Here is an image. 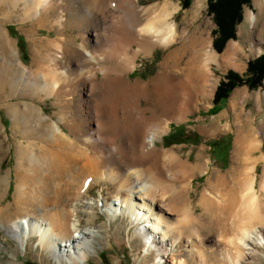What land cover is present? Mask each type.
<instances>
[{"label":"bare ground","instance_id":"6f19581e","mask_svg":"<svg viewBox=\"0 0 264 264\" xmlns=\"http://www.w3.org/2000/svg\"><path fill=\"white\" fill-rule=\"evenodd\" d=\"M197 1L193 7L196 10L191 16L192 22L197 18ZM1 6L8 9L7 13H10V6H22L21 16L29 20L59 13L49 23V29L57 31V37L45 44L44 51L37 53L39 65L34 72L35 80L28 79L33 72L21 61L9 32L0 27V56L3 58L2 60L0 57V97L5 96L9 100L22 95L31 98L43 94L55 96L62 114H66V110L72 107L74 99L66 98L75 94L77 88L81 89V100L78 99V115L72 114V120L68 117L70 124H66L67 120H60L48 125L50 134L42 135L38 134L39 129L33 127L27 114L23 113L21 119V105L10 103L13 129L19 134L22 130L30 133L32 139L44 138L52 150L49 153L42 150V154L50 156L51 160L43 162L41 158L29 154L28 147L22 142L16 146L20 157L31 162L30 167L34 172L28 177H21L12 203L0 205V230L16 240L39 234L42 237L41 243L46 244L62 264H79L80 260L88 256L92 233L84 232L79 227L78 220L75 227L79 235L74 236L70 224L75 223L74 218H78V207L90 184L100 183L104 177L109 182L123 180L119 183V189L123 191L122 203L112 202L111 210L116 213L120 210L121 214L131 216L134 224L139 225L146 221L147 214L140 216V213L146 210L149 203L157 210L159 219L164 221V214H169V210H172L171 204L157 193L162 173L177 169L181 175L188 177L202 169V160L196 165L181 163L176 153L160 151L155 142L167 131L170 122L167 119L183 121L213 96L217 83L214 68L240 67L236 65L234 56L245 53L246 47H239L236 42H231L230 50L219 56L209 42L210 33H203L201 27H196L193 34L185 28L179 29L174 20L176 7L168 2L140 8L138 0H6L0 1ZM186 20L188 22L189 19ZM255 20V16L249 17L252 27ZM35 23H40L39 18ZM69 29L77 30V37L81 39L78 44L73 45L72 38L64 36V32ZM255 35L260 44L258 53H262L264 24ZM178 43L180 46L168 55L169 62L172 61L178 69L177 76L167 72L151 83L129 80L128 76L137 68V58L149 54L156 47H172ZM69 48L76 55L73 74L70 73L71 67L61 56L72 54ZM250 50L255 51L253 44ZM166 64L167 61L164 65ZM69 89H73L72 93L68 92ZM238 95L232 97V106L236 105ZM142 100L152 101V107L145 108ZM263 106L258 107L256 116L264 113ZM27 108L24 105L22 111ZM261 124L264 126L262 119ZM122 131H127V144L118 143ZM256 133L254 128L237 131L231 170L216 177L220 187H228L227 192L234 194L232 200L224 198L225 194L221 191L214 192L218 201L210 196L211 192L209 195H202L201 206L203 205L204 211L214 208L225 212L236 204L237 192L233 189L236 186H228L233 182L231 177L235 176L233 179L241 190L242 195L239 194L242 198V210L245 211L246 208V214H241L239 223L234 226L224 264H246L248 257L264 247V182L261 184V197L256 191L252 176L253 166L263 158H253L260 150ZM135 166L145 167L136 169ZM40 167L44 169L43 172H38ZM6 179L0 178V204L6 196L3 190V186L8 183ZM186 186L182 185L178 189V195H190ZM138 200L139 203H136ZM106 205L108 207L109 204ZM42 207L47 211L40 216L38 212ZM12 208L15 209L14 213ZM257 208L263 212L260 213ZM184 216L180 221L167 226L164 236H158L155 230L152 232L147 226L137 229L138 234L146 239L144 250L147 253L153 250L157 252V259L160 260L154 264H165L164 259L168 258L169 251L179 248L181 241H185L186 245L192 242L189 246L192 259L196 260L197 257L200 264H207L209 256L206 249L200 246V242L190 241L192 236H199L195 228L200 217L196 216L193 208ZM26 218H30L27 225L22 222ZM168 231L177 233L178 237L169 238ZM55 235L66 239L70 249L63 251L62 245L52 240Z\"/></svg>","mask_w":264,"mask_h":264},{"label":"rangeland","instance_id":"374dc122","mask_svg":"<svg viewBox=\"0 0 264 264\" xmlns=\"http://www.w3.org/2000/svg\"><path fill=\"white\" fill-rule=\"evenodd\" d=\"M0 1L5 2L6 0ZM158 2L162 4L168 2L176 7L174 20L179 26V29L185 28L193 34L196 31V27H201L203 33H210L209 42L213 44L214 50L219 56L225 55L230 50L231 42H236L239 47L244 45L246 52L234 56L236 65L240 67L227 66L222 69L214 68L217 79L214 94L212 97L206 99L198 109L180 122H174L164 118L170 122H168L167 131L156 140V147L164 153L169 151L176 153L179 161L181 160V163L187 162L186 164L189 163L188 165H196L198 161L200 162L202 160L200 162L202 169L188 177L181 175V172L177 169L171 171L166 170L162 173V180L159 181L160 188L158 187L159 191L157 193L168 204H171L170 207L172 210L171 212L169 210V214H164V221L159 219L157 210L149 203L145 207L146 210L140 213V216L147 214L146 221L139 225L134 224L131 216L121 214L120 210L117 213L115 210H111L112 202L121 204L123 200L121 194L123 191L119 189V183L123 181L121 179L109 182V179L104 177L100 183L90 184L87 194L83 197L82 203L78 207L80 211L78 218H74L75 223L72 222L70 224L74 236L79 235L75 227L78 220L80 221L79 227L84 232L92 233L90 238L91 246L87 249L88 256L80 260L79 264H154L160 260L157 259V252L153 250L147 253L144 250L146 239L138 234L137 229L147 226L148 230L152 232L156 231L158 236H164V231L167 230V226L180 221L185 217L184 215L188 210L192 208L195 210L196 216L200 217L195 228L199 236H192L190 241L200 242V246L206 249L210 257V259L208 257L206 260L207 264H224L223 260L227 255L229 239L234 234V226L239 223V216L246 214V208L245 211L242 210L241 190L237 187L238 183L233 179L235 176L231 177L235 184L231 182L232 184L230 183L228 186L229 188L233 185L236 186L233 188L237 192L236 204L227 208V211H217L214 208L213 210L210 208L204 211L201 202L203 201L202 195H209L210 192V196L218 201L219 198L214 194L215 191L223 192V195L225 194L224 198L228 201L232 200L234 194L227 192L228 187H220L216 181V177L218 178L219 175L227 174L231 170L233 165L234 142L239 129L254 128L257 131L258 145L260 146L258 147L260 150L253 158H263L253 166L252 176L254 177V185L258 195L263 196L261 184L264 182V126L261 124V119L264 120V113L256 116V110L258 107L264 105V79L255 88H251L246 82H243L231 92L225 102L220 104V110L216 114H212L210 111L215 107L214 99L216 91L222 82H227V75L230 72H234L242 80L246 81L250 78V74L248 73L249 63L264 55V51L258 53L260 44L255 35L256 31L260 30L264 24V8L261 7V3L259 4V2H262V5H264V0H250L248 4L243 6L242 20L236 28V37L228 40L220 50L215 48V43L219 39V33L214 15L209 13L208 10L209 0L197 1L199 2L197 3L198 13L197 18H195L196 20L193 22L191 16L196 10L193 8L196 0H138V6L140 8L149 7L153 3ZM10 7V13H7L8 9L6 7H0V27L2 26L9 32L11 39L15 42L21 61L33 72L32 75H28V79L35 80L36 77L34 75L36 73L34 72L37 70V65H39V62L36 60L37 53L38 51H44L45 44L57 37V31L49 29V23L52 22V19L59 12H54V15L51 14L52 16L50 15L49 17L43 15L42 19L40 16H37L35 19L29 20L27 17L23 19L21 16L23 14L22 6L16 8ZM251 16L256 17L253 27L249 21V17ZM38 18L40 23L36 24L35 22ZM186 18L189 19L188 22ZM64 33V36H70L72 38L73 45L81 41L77 37L78 32L75 29L66 30ZM89 38L91 39V35ZM251 44L254 45L255 51L250 50ZM177 46H180V44H175L172 47H156L149 54L141 55L137 58V68L128 76L129 80L131 82L140 81L151 83L158 76L167 72L177 76L179 72L176 65L168 60L169 53ZM262 47L264 46L262 45ZM68 50H71V48ZM71 53L70 55L66 54L65 56H61L71 67L70 73L73 74L76 69V55L73 53V49ZM1 59L3 60L2 57ZM166 61L168 64L164 65ZM99 75L101 76V73ZM23 90L24 88L21 91L23 92ZM72 90L69 89L68 92ZM80 90V88H77L75 94L67 96L66 99L73 98L74 101L72 107L66 110V114L60 113V104L55 96L43 94L40 97L31 98L27 95H22L9 100L5 96L0 97V178H7L6 181L8 180V186H3L6 196L1 202V206L9 205L14 201V195L21 179L30 176L34 172L30 167L31 162L25 157H20L18 154L16 147L18 143L22 142L24 146L26 145L29 154L31 153L35 158H41L43 162L51 160L50 156L45 153V155L42 154V150L47 151L46 153L52 150L50 148L51 146L44 141V138H41V140L37 137L32 139L30 133L22 130L19 134V132L13 129L9 105L18 103L21 105V111L24 105H27V109H24L22 112L20 111L21 119H23V113L27 114L28 118L31 119V123L34 125L33 127L39 129V135H42V133L50 134L51 130L48 128V125L58 123L60 120H67L66 124H70L69 121L72 120V114L78 115V103L81 100ZM235 94L239 95L236 99V105L232 106V97ZM259 100L261 103H259ZM151 102L142 100L145 108L152 107L153 103ZM69 116L70 120L68 118ZM60 126L65 132L70 134L65 126L61 124ZM175 128H182V130L167 140L166 138L170 137ZM125 130L129 131V128ZM127 131H122L121 140L118 142L119 144H127L129 142L127 141L129 140ZM180 139H182V143H175ZM144 167L135 166L134 168L143 169ZM40 168L38 172H43L44 169L42 167ZM106 174L108 175L109 173L106 172ZM180 177L181 179H179ZM182 185L188 188L190 195L187 193L178 195L180 194L179 190ZM175 190L179 191V193ZM175 192L177 193L175 194ZM107 203L109 204L108 207L106 205ZM136 203H139V200ZM50 209L52 208H48V210ZM14 210L12 208L13 213ZM45 210L47 211L45 207H42L38 212L39 215L43 216ZM257 210L260 212V208H257ZM14 216L15 218L17 217L16 215ZM141 220L143 221V218ZM29 221L30 218H26L22 222L27 225ZM39 221L43 222L41 219ZM263 221L264 218L262 219ZM173 236H176L174 239L178 237L177 233H168L169 238H173ZM28 237L29 235L25 239L16 240L5 231L0 230V264H62L53 256L49 247L41 243L42 237L39 234ZM52 240L62 245L61 248L63 251L70 249L68 247L69 242L66 239L63 240L61 237L59 238L55 235ZM66 245L67 247H65ZM190 245H186L185 241H181L179 248H173L172 251H169L168 258L164 259L166 260L165 264H173V261L174 264H200V260L197 257L196 260L192 259ZM246 264H264V247H260L257 253L248 257Z\"/></svg>","mask_w":264,"mask_h":264},{"label":"trees","instance_id":"16d2710c","mask_svg":"<svg viewBox=\"0 0 264 264\" xmlns=\"http://www.w3.org/2000/svg\"><path fill=\"white\" fill-rule=\"evenodd\" d=\"M250 0H209V13L214 15L218 26L219 39L215 43V48L220 50L228 40L236 37V28L242 20L243 6L248 4ZM248 73L250 78L246 81L234 73L227 75V82H222L215 94V107L210 111L216 114L220 110V104L225 102L231 92L243 82H246L251 88H255L261 84L264 79V55L249 63ZM182 128H175L171 133V137L176 135ZM175 143H182V139Z\"/></svg>","mask_w":264,"mask_h":264}]
</instances>
